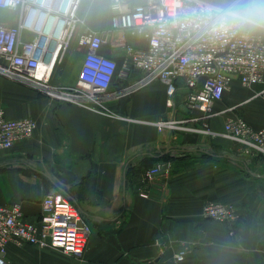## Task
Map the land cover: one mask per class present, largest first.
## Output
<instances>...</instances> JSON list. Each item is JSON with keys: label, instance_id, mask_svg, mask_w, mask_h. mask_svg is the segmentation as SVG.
Here are the masks:
<instances>
[{"label": "crops", "instance_id": "obj_1", "mask_svg": "<svg viewBox=\"0 0 264 264\" xmlns=\"http://www.w3.org/2000/svg\"><path fill=\"white\" fill-rule=\"evenodd\" d=\"M75 10L80 21L53 68L54 85L71 86L78 80L86 53L79 33L112 26L110 0H78ZM20 15V10L0 8V23L16 24ZM129 41L148 46L142 35L129 34ZM100 53L115 57L122 71L125 56L108 37ZM137 75L133 72L127 85ZM122 83L119 75L114 88ZM166 89L155 80L110 99L107 111L61 102L29 82L0 73V110L8 118L36 121L31 139L0 150V204H19L26 220L38 222L43 197L61 189L91 227L81 256L11 242L6 251L10 264H264V159L245 156L235 141L220 134L225 122L237 116L256 129L264 126V80L253 86L235 80L226 89L215 104L218 114L210 120L216 135L171 131L154 123L201 114L189 112L180 100L176 108L169 107ZM215 150L223 156L198 159ZM167 154L174 162L158 160ZM159 161L171 162V170L147 181L145 171ZM179 161L187 164L175 172ZM136 165L137 171L127 175ZM209 201L240 209L234 233L227 224L204 216Z\"/></svg>", "mask_w": 264, "mask_h": 264}, {"label": "built area", "instance_id": "obj_2", "mask_svg": "<svg viewBox=\"0 0 264 264\" xmlns=\"http://www.w3.org/2000/svg\"><path fill=\"white\" fill-rule=\"evenodd\" d=\"M78 0H0V8L20 10L16 24L0 23V73L26 81L61 102L109 110L107 102L135 92L155 80L167 86V105L176 108L178 100L189 112L200 115L160 118L154 123L173 130L216 135L210 120L218 114L215 104L233 81L253 86L264 80V40L211 41L177 29L162 32L161 14H167L163 0H110L112 26L109 31L84 29L77 36L86 53L76 84H51V75L61 51L69 45L79 18ZM129 34L144 36L148 46L138 47ZM108 41L125 56L122 71L115 57L100 53ZM138 74L130 85L131 74ZM120 75L123 82L114 88ZM36 121L30 117L8 118L0 110V150L12 148L34 135ZM220 134L238 144L245 156H264V126L256 129L244 117L225 122ZM264 158V157H263ZM171 170V162L159 161L145 171L153 181ZM204 216L234 227L241 219L233 203L209 201ZM91 227L81 209L61 190L49 191L42 199L38 222L25 219L19 204H0V264H10L8 245L31 243L59 248L81 256L90 239ZM184 258V251L176 255Z\"/></svg>", "mask_w": 264, "mask_h": 264}, {"label": "clouds", "instance_id": "obj_3", "mask_svg": "<svg viewBox=\"0 0 264 264\" xmlns=\"http://www.w3.org/2000/svg\"><path fill=\"white\" fill-rule=\"evenodd\" d=\"M161 31L211 41L264 40V0H163Z\"/></svg>", "mask_w": 264, "mask_h": 264}, {"label": "trees", "instance_id": "obj_4", "mask_svg": "<svg viewBox=\"0 0 264 264\" xmlns=\"http://www.w3.org/2000/svg\"><path fill=\"white\" fill-rule=\"evenodd\" d=\"M221 156H223V152H221V150H215V151H212V152H205V153H203L202 154V156L201 157H198V159L199 160H204V159H209V158H214V157H218V158H220ZM161 159H163V160H171L172 162H174V160H175V158L174 157H172L171 155H165V156H163V157H161V158H159L158 160H161ZM185 159V158H184ZM189 159V158H188ZM190 159H192V158H190ZM197 158H195V160H196ZM192 160H194V158L192 159ZM143 162H145V160L144 159H142V160H140V162L138 163V166L140 167V164L141 163H143ZM183 163H185V162H183ZM182 162H177V163H175V165L173 166V171H179V170H181L182 168H184V166L187 164V163H185V165H182L183 164ZM176 164H178L177 165V167H176ZM138 166L136 165V166H133V167H129L128 168V170H127V175H130L131 173H135L136 171H137V169H138ZM179 166V167H178ZM61 190V189H60ZM62 191V190H61Z\"/></svg>", "mask_w": 264, "mask_h": 264}, {"label": "rangeland", "instance_id": "obj_5", "mask_svg": "<svg viewBox=\"0 0 264 264\" xmlns=\"http://www.w3.org/2000/svg\"><path fill=\"white\" fill-rule=\"evenodd\" d=\"M127 83H128V81H127ZM127 83H126V84H127ZM172 131H173V130H172ZM174 131H175V130H174ZM177 131H178V130H177ZM183 131H187V132H189L188 130H183ZM190 132H193V131H190ZM196 133H197V132H196ZM205 134H208V133H205ZM212 135H213V134H212ZM223 136H224V135H223ZM225 137H226V136H225ZM227 138H228V137H227ZM229 139H230V138H229ZM259 157H260V156H259ZM263 157H264V156H263ZM263 157H262V158H263ZM263 159H264V158H263ZM188 160H189L188 162H195V161H196V160H192V159H188ZM238 210H239V212H240V209H239V208H238ZM237 225H238V224H237ZM237 225H236V226H237ZM236 226H235V227H236ZM235 227H234V232H235Z\"/></svg>", "mask_w": 264, "mask_h": 264}]
</instances>
